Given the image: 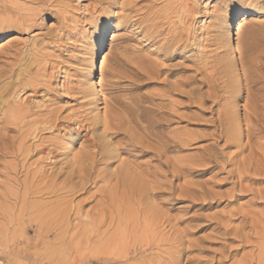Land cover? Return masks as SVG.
I'll return each instance as SVG.
<instances>
[{
	"label": "rangeland",
	"instance_id": "374dc122",
	"mask_svg": "<svg viewBox=\"0 0 264 264\" xmlns=\"http://www.w3.org/2000/svg\"><path fill=\"white\" fill-rule=\"evenodd\" d=\"M59 1L63 6L56 5L55 9L58 8L60 12L50 11L44 14L38 20L39 26L36 29L27 32L12 31L6 34L0 32L2 41L0 42V71L14 69L18 72L19 66L15 56L18 49L25 50L28 46L30 48L35 45L38 50L36 58L40 57L39 61L36 62L35 58L30 60L28 57L26 61L31 63L32 69H36L35 67L40 64L39 66L44 68L47 74L49 71L53 74L51 86L53 88L49 93L44 90L38 93L25 90L19 95V101L27 100L28 105L36 107L35 110L44 109L46 105L48 109L58 110L62 116L69 115L73 119H83L87 124L91 120L99 119L97 120L99 125L97 124L94 130L98 134L102 132L101 118L105 108L117 110L118 114L122 111L129 112V115L133 116L132 111L136 113L139 106L140 108L151 106L148 108L156 111L152 115L155 120H162V117L170 120L161 122L165 126L161 130L169 138L174 137L171 138L173 141H170V150L166 158L162 160L152 153L136 150L132 146H122L121 150L115 151V157L111 159L109 165L100 164L96 167V171L109 172L115 170L122 160L138 164L150 180L146 183L145 193L140 200H128L127 196H118L116 205H113L115 208L107 207L109 212L106 211V213L109 216L106 214L103 217V222L96 232L98 228L96 214L102 207L96 205L100 199L98 188L104 183L89 182L86 188L79 190L74 198L73 205L79 202L83 204L80 214L78 216L72 214L69 220L62 223L57 230L59 236H57L58 232H53L49 237L42 239L38 236V222L30 221L40 213V210L33 205L41 201H53L55 198L30 197L29 203L26 204L20 199L15 201L14 194L21 192L17 183L23 179V173H16L12 169L14 167L20 170L13 156L0 150V194L2 196H0V204H2L0 205V264H101L99 260L103 256L102 252L109 247L106 244H112L111 240L114 237L118 240L121 235L116 234L120 225L127 227L126 230L130 232L136 229L137 237L145 229H149L148 232H151V229L155 234L158 233L155 235L158 238L162 235L184 237L181 244L176 243L171 248V251L178 250V252L181 249L179 257L181 255L183 257L179 258L180 264H204L205 261L212 262L214 257V264H243L245 261L252 264H264V176L254 175L251 176L253 179H242V184L239 182L238 166L248 156L249 151L247 149L241 152L234 144L225 145L224 139L218 137L219 130L216 125L218 111L223 109L228 101L234 99L231 101L234 117L236 119L239 117L245 142L247 141L245 119L248 113L245 105L248 103L250 106L254 94L262 95L260 104L264 105V78L255 86L251 82L248 83L243 76L240 60V53H245L244 59L248 60L251 56L254 59L260 56V71L264 77V46L253 54L247 50L253 40L252 36L257 34V39L264 41V0H258L256 7L249 4L251 0H173L181 3L179 5L181 10L171 15L170 20L164 18L163 7L167 2L162 0H122L127 3L124 8L119 5L114 8L103 5V9L109 14L119 16L118 20L114 18L118 29L111 47L104 53V59L102 58L98 63L94 83L91 79L93 72L91 60L96 48L95 40L101 28L99 13L90 15L89 11L92 3L95 4L97 1ZM51 2L53 5L56 4V1ZM31 6L38 7V4ZM250 15L256 17V21L249 22ZM244 16L248 18L242 20ZM169 21H172L171 24ZM224 22L226 29L221 27ZM68 26L71 27L68 28ZM231 41L234 46L238 45L237 52H229ZM3 43L6 44L2 45ZM224 63L229 64L230 74L224 71ZM233 74H236L233 78L235 82L228 80ZM214 79L217 81L216 84H219L216 87L217 90L212 87ZM65 86L74 89L66 90ZM230 88L236 93L233 91V94ZM248 88L251 90L250 96ZM75 89L79 93H76ZM84 91L87 92L83 93ZM213 93H217L218 98L213 99L211 97ZM230 95L232 98L228 100ZM201 97L207 100L203 105L198 101ZM246 98L251 100L248 102ZM192 101L196 102L192 103ZM157 104L158 106H155ZM261 111L262 120L254 128L256 130H253L251 145L255 151L264 153V107ZM155 113H157L156 116ZM92 116H96L97 119L94 117L93 119ZM73 126L76 125L73 124ZM2 132L0 124V133ZM63 133L60 134L62 136L60 141L63 140L62 143L69 146L70 150L66 149V155L57 158L59 165L79 154L84 140L83 134H86V131L76 138L77 132L64 135L65 137ZM6 135L8 139L14 141L17 133L8 131ZM107 139L112 147L127 142V138L123 135H107ZM31 142L34 140L31 139L28 144ZM256 154L258 156L257 152ZM38 157V155L29 157L27 164L33 163ZM7 196L8 199L5 198ZM24 210L27 213L22 215ZM18 213L20 217L17 216L19 217L17 219L15 215ZM160 216L166 217L170 225L174 227L158 226ZM137 219L140 221L138 222ZM134 223L136 226L131 227ZM23 225H25L24 228ZM27 226L29 230L24 233ZM94 232L99 236L92 234ZM169 247L170 245L167 244L163 249ZM78 258H81V261ZM138 259L139 257L132 258L131 262Z\"/></svg>",
	"mask_w": 264,
	"mask_h": 264
},
{
	"label": "bare ground",
	"instance_id": "6f19581e",
	"mask_svg": "<svg viewBox=\"0 0 264 264\" xmlns=\"http://www.w3.org/2000/svg\"><path fill=\"white\" fill-rule=\"evenodd\" d=\"M51 1L52 0H3V1H0V32L2 34L3 33L6 34L9 32H12V31L27 32V31H31L34 28L36 29L39 26L38 20L41 19L44 14H48V12H50V11L51 12L57 11V13L60 12V10L58 8L55 9V7H56V5L63 6L61 1L53 0V1H56V4H54V5H53V2H51ZM96 1H97V3H95V4L92 3V7L89 11L90 15H94L96 12L99 13V15H98V17H100V22H99L100 25L99 26L101 28V32L95 40L96 48H95L94 55H93V57L91 56L92 57L91 66L93 68V72L91 74V76H92L91 79H92L93 83L95 81L94 79H95V73L97 71L98 63L100 62V60L102 58L104 59V53L111 47L112 40L116 36V30L118 29V26L114 21V18L118 20L119 16L117 14L116 15L109 14L105 9H103L102 6L106 5L107 7L109 6V7L114 8V7H117V5H119L121 8H124L127 5V3L123 2L122 0H121L122 2L120 0H96ZM145 1H147V0H145ZM162 1L167 2L163 7V11L165 12L164 18H167L170 20L171 15L177 14L179 12V10H181V8L179 6L181 3L179 4L177 1H173V0H162ZM259 1L257 0L256 2H254V0H251L249 2V4L256 7V3H258ZM128 3H130V2H128ZM33 4H38V7H32L31 5H33ZM188 6H190V5H188ZM258 9H260V7ZM255 10H256V8H255ZM184 11L182 12L183 15L185 14V12L187 10L185 12ZM62 15L63 14H61V16ZM64 16H65V14H64ZM180 16H182V15H180ZM67 18L69 19V17H67ZM246 18H248V17L244 16L242 18V20H245ZM256 19L257 18L252 16V15L249 16V22H254V21H256ZM64 20H65V18H64ZM64 22H67V21H64ZM119 22L120 21H118V23ZM171 22H170V24H171ZM174 22H176V21H174ZM257 23H259V22H257ZM66 26H67V24H66ZM70 27L68 26V28H70ZM221 27L225 28V29L227 28L225 22L223 23V26L221 25ZM72 30H73V28H72ZM221 30H223V29H221ZM64 35H66V34H64ZM178 35H179V33H178ZM256 35L252 36L253 40L247 48V50L250 51L252 54L256 53V51L261 50L262 49L261 47L264 46V41H260L259 39H257ZM58 37H60V36H58ZM218 39H220V38H218ZM56 40L57 39H55V41ZM58 40L60 41V38ZM0 42H2L1 39H0ZM221 42H222V40H221ZM260 43H261V45H260ZM4 44H6V43H3L2 45H4ZM230 44L231 45H230V51L229 52L234 53V52H237V50H239L238 45L234 46L232 41ZM28 47L25 50L18 49V52L15 55L16 60H17V64L19 66L18 72L14 71V69H11L9 71H0V124H1L2 131H3L2 133H0V150L7 155L10 154L11 156H13L17 160V167L20 170L14 168V167L12 169H14V171H16V173H18V172L23 173V179L18 181V183L16 182L18 184L19 188H21L20 189L21 192L14 194V200L18 201L20 199L23 203L26 204V203H29L28 199L30 197H40L43 199H45L46 197L47 198L48 197L49 198H55L53 201H50V200L49 201H41V202L33 205V207H36L40 210V213H38L36 216H34V218H32L30 221L38 222V224H39L38 236L42 239L44 237H49V235L53 234V232L57 233L58 228H60V226H62V223H64L66 220H69L72 217V214H74L75 216H78L80 214V210H81V207L83 205L82 202H79V203H76L73 205L74 198H76L75 196L79 190L85 189L86 185L89 182L96 184L98 181H102L104 184L102 183L103 185L98 188V191L100 192V194L98 196H100V199H99V202L96 203L97 207L102 206L98 210L99 213L96 214V215H98L97 216L98 219L96 218V223L98 224V228L96 229V232H97L100 228V224H102V222H103V217L106 216V214H107L106 213V211H108L107 207L113 206L115 204L118 196H120V197L127 196V198H129L128 200H130V199L131 200H136V199L140 200L142 198L143 194L145 193V189H146L145 185H146V183L150 182V180L148 179V175L146 173H144L142 171V169H140V166L138 164H132V163L124 161V160H122L121 163L119 164V166L113 171L112 170L109 172L96 171V167L100 164L109 165L111 162V159H113L115 157V151L121 150L122 146H132L136 150H140L143 152L145 151L146 153H152L156 158H158L160 160H162L163 158H166L167 153L170 150V141H173V140H171V138L174 136L169 138L167 135L164 134V131L162 132L161 129L164 128L165 126L161 122L163 120L168 121L169 119L162 117V120H158V119L155 120L154 119L155 117L154 116L152 117L155 110L152 108H148L151 106H148V107L141 106V108L139 106L136 113H133V111H132L131 114L133 116L129 115V112L127 113L125 111H122L121 109H120V111H122V112H120L118 114L116 112L117 110L116 111L108 110V109L106 110V108H105L103 116L101 118L102 123H103V125H102L103 128H100V129H102L101 130L102 132L98 134V133L94 132V130L96 129L97 124H98L97 120H99L96 118V116L95 117L92 116V118L94 117L97 120H91V122L87 124L81 118H80L81 120H79V119L77 120V119H73L69 115L62 116V114L58 110H54L51 108L48 109L46 105H44V109L39 108L38 110H35L34 108H36V107L33 108L31 105H28L27 100L22 102V101H19L18 97L21 94V92L25 91V90H30L34 93H38L40 90H44L46 93H49L53 88V87H51L53 74H50L49 73L50 71L47 74L45 69L41 68L39 66L40 64H38V67H35L36 69L31 68V63L30 62L28 63L26 61L27 57L30 60H32V58H35L36 62L39 61L38 58H40V57L36 58L38 50L36 49L35 45L30 47V48H28ZM240 54H241L240 60H241V64L243 67V71H242L243 76H245V79L248 83L251 82L253 84V86H255L257 83L260 82V80H262L264 78L263 74L260 71L261 70V65H260V61H259L260 56H258L256 59H254V57L252 58V56H251L250 59L248 60V59H244L245 53L244 54L240 53ZM26 63H28V64L26 65ZM41 64H43V63H41ZM223 65H225L224 71L230 74V72H229L230 67L228 66L229 64L224 63ZM42 69H43V71H42ZM231 70L233 71L234 68ZM47 71H48V69H47ZM227 76H228V74H227ZM235 76H236V74L230 75V78L228 80H230L231 82H235L233 79ZM6 79H10V81H5ZM218 80H219V78H218ZM216 82H217L216 79H214V83L212 84V87L215 89H216L217 85H219L218 83L216 84ZM233 84H235V83H233ZM233 84H230V85L232 86ZM65 88H66V90H73L74 89L70 86L69 87L65 86ZM232 88L234 89V87H232ZM233 89L230 88V90L234 94L235 91ZM259 89L261 90V88H259ZM84 90H85V88H84ZM247 91L249 92V96H250V94H251L250 88H248ZM75 92L79 93V91L77 92V90ZM85 92H87V91H84L83 93H85ZM88 92H90V91H88ZM232 95H230L227 99L230 100L232 98ZM211 97L213 99H216V98H218V95H217V93H213ZM22 100H24V99H22ZM233 100H231V101H233ZM246 100L248 101L251 99L246 98ZM115 101H116V98H115ZM198 101L200 102L201 105H203L204 103L207 102V100L203 99V97L198 99ZM231 101H228V103H226V105L223 106V109L218 111V117L216 118V125H217V128L219 130L218 137H219V139H222V140L224 139L225 145L230 146V145L234 144L240 149L241 152H244L247 149L249 151L248 156L245 157L242 160V162L240 163V165L238 166V172H239L238 178H239V182L242 184L243 183L242 179H246V178L247 179L248 178L253 179V178H251V176H254V175L264 176V153L261 151L258 152L257 150L255 151L254 150L255 148L253 149L252 145H251V138H253L252 134L256 130L254 128L259 123H261V120H262L260 117L262 114L261 110H262V107H264V105L260 104V102L262 101V95H260V94H254L253 99L251 100L250 106L248 105V103L245 105L246 112H248V113H247V117L245 119V121H246L245 125H246V129H247V134H246V136H247L246 140L247 141L244 142V139H243V133L244 132L241 131V122H240V120H238L239 117L237 119L234 117V113H233L234 109H233V105H232ZM193 102H196V101H192V103ZM114 106H115V104H114ZM155 106H158V104ZM37 107H40V106H37ZM202 107H204V106H202ZM247 107H250V108H247ZM124 108H126V107H124ZM132 108L136 109V107H132ZM160 108H162V105ZM156 110H158V109H156ZM130 112H131V110H130ZM158 112L159 111H157V113ZM157 113H155V116ZM84 115H86V114H84ZM159 115H160V112H159ZM235 115H236V113H235ZM161 116H162V114H161ZM164 116H166V115H164ZM170 116H172V115H170ZM167 117H169V116L167 115ZM88 118H89V116H88ZM85 120H86V118H85ZM73 124L76 126H73ZM167 124H168V122H167ZM63 125H64V127H63ZM8 131H14V133L15 132L17 133L16 138H15L16 140L13 139L14 141H12L11 139H8V136L6 135V132H8ZM83 131H86V134H83L84 140L81 143L82 147H81V149H79L80 150L79 154L77 156H73L72 159H70L68 162H65V163L59 165V161L57 160V158H59L60 156L66 155L65 150L66 149L68 150V148H69V146L64 145V143H62L63 140H62V142L60 141V138L62 137V136H60V134L62 132H64L63 133V136H64L67 134L72 135L74 132H77V134L75 135V138H76ZM48 134H50V135L48 136ZM107 135H110V136L123 135L125 138H127V142L119 143V144L116 143L117 145L115 147H112L110 145L109 140L107 139ZM31 139H33L34 142H31L30 144H28V142ZM72 139L71 140L69 139V141L73 142ZM69 150H70V148H69ZM131 150H133V149H131ZM256 152L258 153V156H257ZM36 155H38L39 157L33 163H30L28 165L27 164L28 158L31 156H36ZM3 156H4V154H3ZM34 159H35V157H34ZM49 161H51V166H49ZM46 166H49V167L46 168ZM175 170H177V168ZM254 180H256V179L254 178ZM89 186H91V185H89ZM120 186L122 187L121 189L119 188ZM95 188H96V186H95ZM7 189H6V191H7ZM4 190H5V188H4ZM150 192H152V191H150ZM6 194H7V192H6ZM0 196H1V194H0ZM5 198L8 199V196ZM9 198H12V197L9 196ZM91 202H89V203H91ZM123 202H125V201H123ZM137 204H138V202H137ZM0 205L2 206V204H0ZM139 205H141V204H139ZM123 206H124V204H123ZM118 209H120L119 206H118ZM113 210H115V209H113ZM141 210L144 212L143 207H141ZM159 211H161V210H159ZM24 213H27V211L26 210L22 211V215ZM113 213H114V211H113ZM117 213L118 212H116V214ZM152 213H154V212H152ZM141 214H142V212H141ZM12 215H13V213H12ZM15 216L16 217L19 216V213H18V215H15ZM3 217H4V213H3ZM7 217L9 218V215ZM19 217H17V219ZM12 218H10V219H12ZM94 218H95V216H94ZM160 218H161V216H160ZM139 219L141 220L142 218H139ZM121 220H122V217H121ZM137 221H138V219H137ZM21 222H23V221H21ZM116 222H117V220H116ZM132 222H133V220H132ZM154 222L155 221H153V223ZM28 223H29V221H28ZM82 224L84 225V223H82ZM97 224H95V226ZM116 224H118V223H116ZM25 225H23V228L25 227ZM162 225L171 226L169 220L163 216L158 221V226H162ZM134 226H136L135 223L133 224V226L131 224V227H134ZM156 226H157V222H156ZM79 227H80V225H79ZM171 227L173 228L174 226L172 225ZM251 227L254 228L253 226H251ZM6 228H8V227H6ZM101 228H102V226H101ZM126 228H124V226L120 225L117 228V230L114 229L117 231V232L114 231V232H116V234H121V235H119L118 240L115 239V237L113 238L114 240L111 238L112 244L111 243L106 244L107 246L109 245V247L106 246L107 247L106 250H104L102 252L103 256L100 258L101 260H99L101 264H180L179 258L181 256L183 257V255H181L179 257L181 249L178 252V250L171 251V248L174 246V244L176 245V243L181 244L183 242L184 237L182 238L180 236H173L172 237L171 235H162L160 238H158V237H155V235H157L158 233L155 234L154 231L151 229H150L151 232H148L149 229H145L144 231L141 232V235L139 237H137L138 236V235L136 236L137 231L135 232L136 229L133 230V232H130V231L126 230ZM150 228H152V227L150 226ZM131 229L132 228H130V230ZM28 230H29V228L27 226L24 229V233H27ZM88 230H89V228H88ZM96 232H94L92 234H97ZM24 233H21V234L23 235ZM70 233H71V231H70ZM165 234H166V232H165ZM59 235L60 234L58 232L57 236H59ZM160 235H161V233H160ZM258 235H259V233H258ZM80 236H81V234H80ZM96 236H99V235L97 234ZM186 236L187 235H185V237ZM244 236H246V235H244ZM11 237H12V235H11ZM0 238H1V236H0ZM108 238H110V237H108ZM12 239H11V241H12ZM50 239H52V238H50ZM87 241H88V239H87ZM37 242H39V241H37ZM99 243H100V241H99ZM78 244L81 245V243H78ZM97 244H98V242H97ZM167 244L170 245V247L168 249H163V247H165V245H167ZM79 245H77V246H79ZM103 246H104V244H103ZM95 247H96V245H95ZM177 247H178V245H177ZM78 249H79V247H78ZM93 251H95V250H93ZM71 255H72V253H71ZM8 257H9V255H8ZM75 257H77V256H75ZM135 257H139V259L135 262H133V261L131 262V259L135 258ZM214 258L212 259L213 261H214ZM78 259L81 261V258H78ZM82 259H84V258H82ZM198 260H200V259H198ZM201 261H198V262H201ZM213 261L212 262L205 261L204 264H214ZM190 263H191V261H190ZM243 264H252V263H249V262L246 263V261H245Z\"/></svg>",
	"mask_w": 264,
	"mask_h": 264
}]
</instances>
